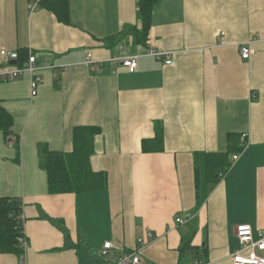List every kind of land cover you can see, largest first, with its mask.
Here are the masks:
<instances>
[{
	"label": "crops",
	"instance_id": "crops-1",
	"mask_svg": "<svg viewBox=\"0 0 264 264\" xmlns=\"http://www.w3.org/2000/svg\"><path fill=\"white\" fill-rule=\"evenodd\" d=\"M65 3L63 22L38 0H0V51L19 58L0 71L33 56L41 80L31 98L27 73L0 77V198L22 203L26 264H231L235 228L264 230V0H161L143 41L126 31L141 29L138 0ZM77 127L100 129L90 162L107 187L51 194L39 148L71 153Z\"/></svg>",
	"mask_w": 264,
	"mask_h": 264
},
{
	"label": "trees",
	"instance_id": "trees-1",
	"mask_svg": "<svg viewBox=\"0 0 264 264\" xmlns=\"http://www.w3.org/2000/svg\"><path fill=\"white\" fill-rule=\"evenodd\" d=\"M39 5L55 13L61 21L66 17V0H38ZM161 0H138L137 18L141 29L131 28L126 30L136 40H145L149 32L151 15ZM19 63V58L17 59ZM24 62H21L22 66ZM10 116L0 107V129L7 132L11 126ZM3 122V123H2ZM97 127H77L73 130V150L71 153H54L46 145L40 149V165L45 170L49 192L51 194H77L103 190L107 187L105 172H95L91 167V156L94 153L93 142L100 133ZM159 140L161 134L159 132ZM231 139V146L234 145ZM230 163L225 156L220 160L221 173L228 170ZM212 174V173H211ZM218 173L213 175L216 182ZM217 175V176H216ZM216 178V179H215ZM22 203L18 199L0 198V254L21 255L22 250L18 238L22 235L21 224ZM67 246L72 247L67 235ZM78 247V248H77ZM77 249H81L79 245ZM88 253V250L83 247ZM93 258L101 261L98 256ZM103 258V257H102ZM102 262V261H101Z\"/></svg>",
	"mask_w": 264,
	"mask_h": 264
},
{
	"label": "built area",
	"instance_id": "built-area-1",
	"mask_svg": "<svg viewBox=\"0 0 264 264\" xmlns=\"http://www.w3.org/2000/svg\"><path fill=\"white\" fill-rule=\"evenodd\" d=\"M36 6H32L31 9H35ZM254 54V51L250 46H242L240 48V56L241 59L248 61ZM0 56L5 61H17L18 54L8 52L6 50L0 51ZM149 56L154 58L157 61L165 62L167 66L172 65V61L169 60V53L161 52V51H150ZM91 55L88 53V59H90ZM35 62V58L33 56H29L28 60L22 64V66L17 68H5L0 71V77L5 75L6 80H13L24 73H27L30 77V92L31 98H34L37 95L38 86L41 83V80L38 76H36V69L33 64ZM122 66L125 67L130 73H134L137 71V57L131 56L122 61ZM245 136L242 135V139L244 140ZM234 160H237V157H233ZM22 222V217H21ZM177 224L183 225L185 224L184 218H177ZM22 224V223H21ZM151 236L150 233H148ZM236 238L238 240L239 247L234 251L231 255V264H264V258L259 257L258 253H264V230H257L256 232L249 225H239L235 228ZM20 249L22 250V255L19 256V264H26L25 252L27 251V242L22 235L18 238ZM141 242V240H139ZM104 251L102 256L106 255V251L110 250L112 247L110 243H106L104 246ZM140 258L138 255L135 256H126L119 258L116 261V264H141Z\"/></svg>",
	"mask_w": 264,
	"mask_h": 264
},
{
	"label": "rangeland",
	"instance_id": "rangeland-1",
	"mask_svg": "<svg viewBox=\"0 0 264 264\" xmlns=\"http://www.w3.org/2000/svg\"><path fill=\"white\" fill-rule=\"evenodd\" d=\"M259 257H262V255H260Z\"/></svg>",
	"mask_w": 264,
	"mask_h": 264
}]
</instances>
